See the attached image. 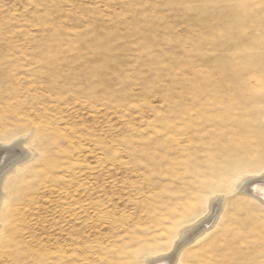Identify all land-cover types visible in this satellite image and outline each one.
Here are the masks:
<instances>
[{"label": "rangeland", "instance_id": "374dc122", "mask_svg": "<svg viewBox=\"0 0 264 264\" xmlns=\"http://www.w3.org/2000/svg\"><path fill=\"white\" fill-rule=\"evenodd\" d=\"M15 143L0 264H264V205L234 191L264 175V0H0Z\"/></svg>", "mask_w": 264, "mask_h": 264}, {"label": "bare ground", "instance_id": "6f19581e", "mask_svg": "<svg viewBox=\"0 0 264 264\" xmlns=\"http://www.w3.org/2000/svg\"><path fill=\"white\" fill-rule=\"evenodd\" d=\"M23 143V142H20ZM8 148L3 150L2 148ZM9 147H11L9 149ZM3 145L0 144V153H3L0 155V203L2 201L4 190H3V184H4V176L7 173H10L17 169L20 164L22 165L24 162H26L28 159H30L32 152L30 151H24L21 144H13V146ZM20 152V153H19ZM13 157V158H12ZM11 158V159H10ZM11 161H10V160ZM9 160L6 164L5 162ZM5 164V165H4ZM234 191L237 193L246 196L251 201L252 199L258 201L262 205H264V175H249L246 177H243L241 180L235 182L234 185ZM247 198H244L247 200ZM252 198V199H251ZM217 199V200H215ZM226 197L223 199L221 198H212L209 205H208V211L201 220L198 221V223H194L192 225L184 226L181 230H179V233L177 234L176 238L180 239L178 241V245L187 243L189 240L194 241L193 239L195 236H198L200 232H202L204 229L210 227L212 223L215 222L218 214L220 211H222L224 207V201ZM177 242V241H176ZM173 242V245L176 243ZM172 245V249L173 246ZM178 248V247H176ZM176 250V249H175ZM174 254V255H173ZM171 253H161L156 256H152L148 259H146V264H172L173 259H176V254L173 252ZM178 263V262H177Z\"/></svg>", "mask_w": 264, "mask_h": 264}]
</instances>
